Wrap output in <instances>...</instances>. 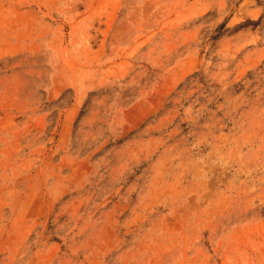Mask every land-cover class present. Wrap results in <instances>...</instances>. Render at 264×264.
Returning <instances> with one entry per match:
<instances>
[{
	"label": "rangeland",
	"instance_id": "374dc122",
	"mask_svg": "<svg viewBox=\"0 0 264 264\" xmlns=\"http://www.w3.org/2000/svg\"><path fill=\"white\" fill-rule=\"evenodd\" d=\"M0 264H264V0H0Z\"/></svg>",
	"mask_w": 264,
	"mask_h": 264
}]
</instances>
